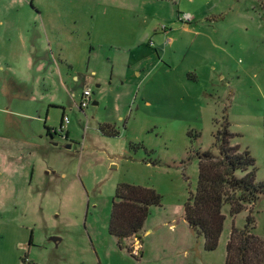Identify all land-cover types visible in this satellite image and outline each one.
I'll list each match as a JSON object with an SVG mask.
<instances>
[{
	"label": "rangeland",
	"instance_id": "rangeland-1",
	"mask_svg": "<svg viewBox=\"0 0 264 264\" xmlns=\"http://www.w3.org/2000/svg\"><path fill=\"white\" fill-rule=\"evenodd\" d=\"M226 121L264 183V0H0V264H225L249 215L264 238V198L223 206L214 251L185 205ZM121 184L161 196L132 255L108 232Z\"/></svg>",
	"mask_w": 264,
	"mask_h": 264
},
{
	"label": "trees",
	"instance_id": "trees-1",
	"mask_svg": "<svg viewBox=\"0 0 264 264\" xmlns=\"http://www.w3.org/2000/svg\"><path fill=\"white\" fill-rule=\"evenodd\" d=\"M228 126L226 121L215 134L217 155L211 151L197 153L196 190L185 205V220L203 238L206 251H214L218 246L225 221L224 205H228L230 215L235 216L246 205L264 198V183L256 181L255 160L247 149L241 150L239 145L231 143L235 135ZM46 131L54 133L47 127ZM106 133L116 135L114 131ZM160 205L161 196L154 189L130 184L117 187L108 232L116 239L119 248L131 254L127 240H141L149 209ZM253 222L249 215L242 230L231 229L225 264H264V238L251 233Z\"/></svg>",
	"mask_w": 264,
	"mask_h": 264
},
{
	"label": "crops",
	"instance_id": "crops-1",
	"mask_svg": "<svg viewBox=\"0 0 264 264\" xmlns=\"http://www.w3.org/2000/svg\"><path fill=\"white\" fill-rule=\"evenodd\" d=\"M187 25L185 24V26L184 27H186ZM144 43H145V45L147 44L149 47H153V46H150V41H144ZM138 47L139 46H137V49H138ZM135 49L136 48H134V47H132V48H127V49H125L124 50V52L123 53H126V54H128V56H130V54L131 55H134L133 53H134V51H135ZM133 57V56H132ZM145 60L143 61V64H151L152 62H154L155 64H157V59H156V54H150V53H145ZM66 63H67V65L68 66H70L71 64H70V61L69 62H67V60H66ZM130 62L128 61V63H127V65L128 66H130V64H129ZM142 64V63H141ZM141 64L140 65H134L133 67H134V69H135V75H136V77H139V76H141V72L143 71V69L141 70V71H139L138 70V68L141 66ZM146 65H144V68H145V66ZM136 66V67H135ZM137 69V70H136ZM114 71H112V74H111V77L109 78V85H111V86H113L114 88L116 87V84L114 83V81L112 80V77L114 76V73H113ZM92 75H94V76H96V72H92ZM126 81V80H125ZM125 83L126 82H122V83H120L119 85H121L122 87L125 85ZM97 87H99V85H97ZM113 87H112V89H113ZM149 231H147V232H145V234H147Z\"/></svg>",
	"mask_w": 264,
	"mask_h": 264
},
{
	"label": "built area",
	"instance_id": "built-area-1",
	"mask_svg": "<svg viewBox=\"0 0 264 264\" xmlns=\"http://www.w3.org/2000/svg\"><path fill=\"white\" fill-rule=\"evenodd\" d=\"M180 21H190L191 17L189 15H182L178 17ZM150 46H154V43L152 41H150ZM91 101V92L87 89H85L83 91L82 97H81V101L79 104V109L83 110L84 108H86L89 104V102ZM69 123V120L67 117L62 116L61 119V124H60V128H59V132H62V129L65 128V126ZM54 133H56V130H54Z\"/></svg>",
	"mask_w": 264,
	"mask_h": 264
},
{
	"label": "water",
	"instance_id": "water-1",
	"mask_svg": "<svg viewBox=\"0 0 264 264\" xmlns=\"http://www.w3.org/2000/svg\"><path fill=\"white\" fill-rule=\"evenodd\" d=\"M96 104H97L96 102L93 103V105H96ZM51 240H52L54 243H57V242L60 241V239H59V238H56V237L51 238Z\"/></svg>",
	"mask_w": 264,
	"mask_h": 264
}]
</instances>
